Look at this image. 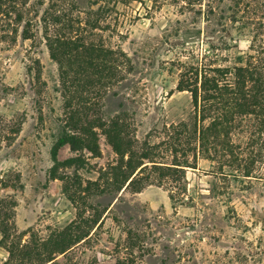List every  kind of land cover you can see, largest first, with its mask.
<instances>
[{"label": "rangeland", "instance_id": "obj_1", "mask_svg": "<svg viewBox=\"0 0 264 264\" xmlns=\"http://www.w3.org/2000/svg\"><path fill=\"white\" fill-rule=\"evenodd\" d=\"M159 1L0 0V264H264V181L226 182L202 161L183 206L155 185L120 192L130 155L192 116L170 64L181 44L199 54L227 44L233 64L264 52V0H190L184 11L188 0ZM70 40L119 47L134 69L110 91L108 79L92 86L85 77L105 57L71 54ZM96 89L108 94L89 104ZM83 133L95 151L53 155Z\"/></svg>", "mask_w": 264, "mask_h": 264}, {"label": "trees", "instance_id": "obj_2", "mask_svg": "<svg viewBox=\"0 0 264 264\" xmlns=\"http://www.w3.org/2000/svg\"><path fill=\"white\" fill-rule=\"evenodd\" d=\"M106 1L115 7L130 0ZM190 4V0L185 2L181 11L187 9ZM108 12L113 10L108 9ZM10 25L12 26L11 23ZM186 44H181L180 55L170 64L178 71L177 91L191 95L192 116L189 121L171 125L165 130L166 141L158 145L144 143L139 151L130 155L128 168H133L134 163L137 165L120 189V192H125L135 187L136 193H139L146 186L155 185L165 188L171 202L180 206L189 199L185 186L187 171L199 170L202 161L210 165L207 174L226 182L264 181V52L260 57L247 55L246 60V56L239 55L233 64L230 54L226 58L222 56L223 51L231 50L227 44L226 48L209 45V50L201 54L188 49ZM62 46L71 49L67 51L71 54L85 48L86 53L97 63H100L103 54V65L89 64L93 65L94 69L88 72L90 74L85 79L88 78L87 83L92 86L108 79L106 87L110 91L114 87L112 82L120 72L125 73L124 76L127 77L134 69L130 57L119 47L104 51L101 50V45L78 46L71 40L64 42ZM53 59L56 60L54 54ZM79 73H75L77 77ZM81 73L83 74V71ZM77 77L70 85L65 78V92L68 93L70 88L75 86ZM76 90L78 91L77 88ZM73 93L75 94L70 96L75 98L77 92ZM106 93L108 94L103 89L88 90V103L95 102ZM68 108L72 109L74 105L69 102ZM118 120L112 121L113 127H121ZM83 134L60 138L53 148V155H56L59 147L67 144L75 151H79L82 146L95 151V148L88 146L86 142L90 138L95 140L94 134ZM111 137L116 139L118 144L123 140L120 132ZM166 157L171 158L170 162H160L167 160ZM69 250L70 248L65 249L62 253Z\"/></svg>", "mask_w": 264, "mask_h": 264}]
</instances>
